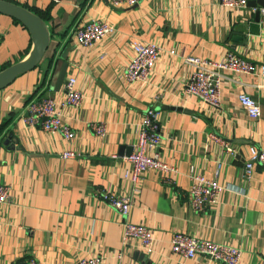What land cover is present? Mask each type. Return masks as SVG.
Instances as JSON below:
<instances>
[{
	"label": "crops",
	"instance_id": "0c3cea01",
	"mask_svg": "<svg viewBox=\"0 0 264 264\" xmlns=\"http://www.w3.org/2000/svg\"><path fill=\"white\" fill-rule=\"evenodd\" d=\"M6 1L38 17L50 38L39 67L0 91V127L8 121L0 132V185L11 193L0 208V264H76L93 256L106 264H223L173 254L175 233L238 249V264H264V168L256 164L251 179H242L249 148L264 151V7L228 9L220 0H140L134 7L107 0ZM88 21L108 23L112 31L91 48L77 47L74 29ZM18 22L0 14V72L27 60L34 47ZM134 42L162 53L145 81L131 83L123 72ZM229 53L255 70L220 73L221 109L190 97L186 59L218 63ZM70 77L83 97L77 107L62 109L73 138L27 125L28 105L42 95L62 102ZM242 93L260 106L258 119L238 102ZM150 109L157 113L160 158L178 173L172 186L146 173L134 195L125 158ZM93 125L103 127L104 137ZM222 142L234 157L224 153ZM69 151L76 157L62 159ZM194 176L217 179L223 188L217 204L202 212L188 199ZM103 192L133 197L128 220L152 233L151 255L132 242L122 246L121 216L100 197Z\"/></svg>",
	"mask_w": 264,
	"mask_h": 264
},
{
	"label": "built area",
	"instance_id": "2783aa9c",
	"mask_svg": "<svg viewBox=\"0 0 264 264\" xmlns=\"http://www.w3.org/2000/svg\"><path fill=\"white\" fill-rule=\"evenodd\" d=\"M6 1V0H4ZM115 7H134L140 0H107ZM228 9L246 8V0H220ZM256 12V10H253ZM264 15V8L259 10ZM112 31L108 23L101 21H88L74 29L75 43L80 48H91L106 38ZM132 57L126 66L123 77L126 81H145L150 72L157 64L162 50L152 44L134 42L131 45ZM169 55H175L174 51H168ZM187 64L192 68V75L186 85V93L190 97L197 98L203 105L219 110L221 109V83L223 71L237 74H251L255 66L237 55L229 53L218 63H207L200 59L188 58ZM77 81L74 77L68 78L63 84L64 99L56 102L50 97H44L32 101L28 107V115L25 118L27 125L39 127L51 134H60L64 139L71 140L73 133L71 128L63 122L62 109L65 107H77L82 101V94L77 90ZM238 102L246 111L248 117L256 120L261 115L260 106L249 96L242 93L238 95ZM94 133L104 137V129L101 125H93ZM161 137L157 122V113L154 109L146 112L139 125L137 143L133 152L125 159L131 168L125 173L133 186L134 195L139 193V184L142 176L146 173H156L160 176L163 184L172 186L178 173L175 166L161 160L158 146ZM223 151L227 156L234 157L235 150L227 143L222 142ZM62 159H74L76 154L69 151L61 155ZM259 164L264 168V151L250 147L247 160L244 162L242 179L250 180L254 166ZM191 187L188 191V199L191 207L202 212L207 207L217 204L223 188L217 179H206L194 176L191 179ZM137 187V188H136ZM11 197L10 189L0 185V208L5 206ZM105 202L113 207L122 219V246L131 242L135 248L146 256L153 253L154 238L152 233L143 225L132 224L128 220L132 207L131 196L120 197L109 192H103L100 196ZM171 252L183 259L206 258L213 262L223 264H238L241 253L238 249L225 245L216 244L182 233H175L171 238ZM120 254L116 258L120 259ZM26 264H37L34 259H28ZM76 264H106L101 256L82 258Z\"/></svg>",
	"mask_w": 264,
	"mask_h": 264
},
{
	"label": "water",
	"instance_id": "95a60500",
	"mask_svg": "<svg viewBox=\"0 0 264 264\" xmlns=\"http://www.w3.org/2000/svg\"><path fill=\"white\" fill-rule=\"evenodd\" d=\"M247 6L256 8L264 7V0H246ZM0 14L7 15L26 26L29 30L34 47L27 60L10 66L0 72V91L11 85L15 79L29 71L36 69L40 64L47 51L49 45V33L46 31L44 25L38 17L31 12L12 4L8 1L0 0ZM259 16V13H256ZM66 65H62V69L56 76L55 90L61 86L65 76ZM131 152V151H129ZM129 155L131 153H128ZM139 260L144 259V255L138 254Z\"/></svg>",
	"mask_w": 264,
	"mask_h": 264
},
{
	"label": "trees",
	"instance_id": "16d2710c",
	"mask_svg": "<svg viewBox=\"0 0 264 264\" xmlns=\"http://www.w3.org/2000/svg\"><path fill=\"white\" fill-rule=\"evenodd\" d=\"M15 20V19H14ZM16 22H18L17 20H15ZM19 23V22H18ZM39 67V66H38ZM38 90V89H37ZM40 90V89H39ZM43 96V95H42ZM42 96H40V98L39 99H41V98H44V97H46V96H44V97H42ZM7 124H8V121L7 122H5L1 127H0V132L2 131V130H4L6 127H7Z\"/></svg>",
	"mask_w": 264,
	"mask_h": 264
}]
</instances>
